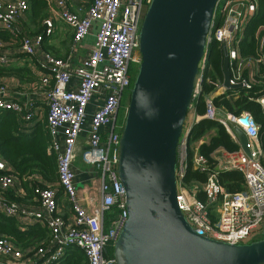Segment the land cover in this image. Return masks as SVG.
Here are the masks:
<instances>
[{
    "label": "built area",
    "instance_id": "1",
    "mask_svg": "<svg viewBox=\"0 0 264 264\" xmlns=\"http://www.w3.org/2000/svg\"><path fill=\"white\" fill-rule=\"evenodd\" d=\"M47 1L54 7L56 17L44 21V32L29 36L20 27L29 11L28 2L0 0V29L20 38L17 48L0 39V67L10 66L17 61V55H23L41 71L37 86L48 108V153L57 159V184L36 188L32 204H18L9 200L7 194L12 191L24 197L21 180L0 155V213L16 219L21 227H46L51 236L47 249H40L33 256H29L32 250L23 251L8 238L0 237V264H60L72 247L82 250L86 264H118L112 248L128 220V211L118 174L122 134L117 119L130 93L131 67L141 62L140 29L152 0H92L83 17L71 11L68 0ZM257 10L256 0H220L209 35V44L226 46L230 83L246 89L254 86V77L264 65V27L256 35L257 57L243 56L239 49L245 28ZM55 20L73 29L72 52L63 59L46 52L43 45L44 39L53 35ZM92 36V50L75 66V52ZM206 68L205 57L200 83ZM226 91L221 84L207 99L206 114L195 115L193 124L202 119L219 122L239 146L236 129L242 130L251 156L241 146L235 152L221 149L215 153V165H211L199 151L201 142L193 148L190 160L191 124L178 146L177 204L196 232L233 245L248 244L264 237V147L259 141L260 127L250 113L235 116L216 109L214 96ZM257 102L264 110V95ZM4 111L19 116L24 133L39 120L27 107L10 98V87L1 80L0 113ZM245 119L247 124L242 122ZM85 135L88 145L82 151L81 138ZM80 156L83 165L99 175L100 202L92 194L96 191V175L89 186L78 187L76 161ZM190 161L195 171L205 175V182H187ZM220 171L239 172L244 180L243 190L228 191L220 181ZM35 180L43 184L39 178ZM63 202L70 206L71 218L62 215ZM114 207L119 212L106 225V216Z\"/></svg>",
    "mask_w": 264,
    "mask_h": 264
},
{
    "label": "water",
    "instance_id": "2",
    "mask_svg": "<svg viewBox=\"0 0 264 264\" xmlns=\"http://www.w3.org/2000/svg\"><path fill=\"white\" fill-rule=\"evenodd\" d=\"M220 0H152L139 35L138 67L120 140L118 174L128 220L118 264H264V239L229 244L196 232L177 204V158ZM224 82L230 83L225 44ZM244 124L248 121L242 120ZM241 148L249 142L236 129Z\"/></svg>",
    "mask_w": 264,
    "mask_h": 264
},
{
    "label": "trees",
    "instance_id": "3",
    "mask_svg": "<svg viewBox=\"0 0 264 264\" xmlns=\"http://www.w3.org/2000/svg\"><path fill=\"white\" fill-rule=\"evenodd\" d=\"M26 1L29 4V12L32 18L44 23L49 8L48 1ZM256 1L258 2V10L247 24L244 38L239 44L241 54L247 57H257L256 35L259 28L264 27V0ZM42 32H44V28L39 33ZM0 39L13 43L14 36L0 29ZM43 45L45 51L50 52L46 39H44ZM72 47L73 43L71 49ZM50 53L52 54V52ZM206 58L207 68L201 80L200 91L195 96L188 115L194 113L196 116H204L207 111V99L214 95L218 87L224 82V55L220 44L216 42L210 43L207 48ZM138 67L137 65L131 67L132 81L130 91L133 88ZM245 75L248 76V71L245 72ZM9 77H15L27 82H40V79L29 69L12 68L10 66L0 67V81ZM254 79L255 83L251 89L241 87L227 89L224 94L214 96L213 104L216 109L235 116H240L244 112L250 113L260 127L259 141L264 147V110L257 102V99L264 95L263 64ZM129 101L130 93L125 97L120 112L127 111ZM124 122L125 118L119 121L117 119L120 134H122ZM201 142L199 151L208 159L211 165H215V153L218 150L223 149L227 152H235L240 149L239 144L232 139L222 124L209 119H202L191 127L189 135L190 160L193 157V148ZM49 143L50 134L47 128V117H45L44 122L37 123L32 131L24 133L22 131V121L17 114L11 111L0 114V155L10 164L14 171L13 173L21 180L22 188L25 192L24 197H19L10 191L7 194L9 200L18 204H32L34 200L33 193L36 188L45 187L47 184H57V159L54 154L48 153ZM219 174L221 183L228 191L235 193L243 190L244 180L239 172L220 171ZM36 177L43 179L44 183L40 184L37 182L35 180ZM186 178L189 183L196 181L203 183L206 180L205 175L193 169L191 161ZM200 197L204 200L203 195H200ZM118 212L117 207L112 208L106 216V225H109L110 219L117 216ZM0 237L8 238L23 251L32 250L29 256H33L40 249L46 250L51 241L50 232L46 227L37 224L23 229L16 219L5 216L2 213H0ZM35 261L38 260L36 259ZM36 264L38 263L36 262ZM60 264H86V257L82 250L72 247L67 250Z\"/></svg>",
    "mask_w": 264,
    "mask_h": 264
},
{
    "label": "crops",
    "instance_id": "4",
    "mask_svg": "<svg viewBox=\"0 0 264 264\" xmlns=\"http://www.w3.org/2000/svg\"><path fill=\"white\" fill-rule=\"evenodd\" d=\"M69 7L71 11L81 17H83L88 10V8L91 6L92 0H68ZM47 17L48 18H55V10L54 7L49 5V8L47 10ZM20 27L23 31V33L27 35H35L39 34V32L44 28L43 22H40L39 20H35L32 18L30 12L28 11L26 14V17L24 20L20 22ZM73 29L70 28L65 23L55 20L54 21V31L53 35L46 39V43L50 48V52H52L53 55H55L57 58H66L71 54L72 49L71 45L73 43ZM93 38L89 37L87 40H85L78 49L77 52L74 54V62L75 66H78L83 58L88 56L89 52L93 48V43L89 40ZM242 41V40H241ZM20 38H15L12 43L13 48H17L19 46ZM71 52L69 53V51ZM12 68H21V69H29L32 71L34 75H36L40 79L41 71L38 69L37 65L34 61L30 60L27 56L23 55H17V61L12 63L10 65ZM3 81H6L7 84L10 87V98L18 102L25 107H27L32 113L36 114V118H38V122H44L45 117L47 116L48 108L45 105L44 98H43V92L38 88L39 82H27L22 81L20 79H17L15 77H9L5 78ZM221 91V90H220ZM199 94V93H198ZM220 94H223V92H220ZM219 95V94H218ZM7 112V111H4ZM1 112L0 114L4 113ZM14 113V112H13ZM195 118V114L193 113V120ZM192 120V121H193ZM35 123L33 127L37 124ZM193 124V122H192ZM28 133V132H26ZM87 136H82L81 138V146L82 151L87 149ZM81 161V156L78 157L76 161V166L78 168V187L82 189L86 185H90L92 181L94 180L93 175L97 176L98 181L96 182V191L93 192V196L96 197L97 202L101 201V193L99 190L100 180L99 175H97L96 171L92 168L83 165ZM85 166V167H84ZM39 180L43 182V179L39 177ZM29 203V202H28ZM62 215L65 218H71V210L70 206L67 204V202H63V206L61 208ZM23 228H26V226H22Z\"/></svg>",
    "mask_w": 264,
    "mask_h": 264
},
{
    "label": "rangeland",
    "instance_id": "5",
    "mask_svg": "<svg viewBox=\"0 0 264 264\" xmlns=\"http://www.w3.org/2000/svg\"><path fill=\"white\" fill-rule=\"evenodd\" d=\"M93 39L94 38H92L91 40H89V41H91L92 43H93ZM79 48H80V46H79ZM78 48V49H79ZM138 57H140V54H139V52H138ZM201 83H200V80H198V84H196V92H195V96L199 93V91H200V85ZM126 114V110H124V112H120L119 113V115H118V121L119 120H123V118H125V115ZM193 120V113H190L189 115H188V118H187V122H186V129L187 128H190V126H191V124H192V121ZM199 144V143H198ZM197 145V144H196ZM195 145V146H196ZM83 166V165H82ZM85 167V166H84ZM91 168V167H90ZM93 178L95 179V176L93 175ZM257 239H264V237H257ZM112 253H113V251H112Z\"/></svg>",
    "mask_w": 264,
    "mask_h": 264
},
{
    "label": "bare ground",
    "instance_id": "6",
    "mask_svg": "<svg viewBox=\"0 0 264 264\" xmlns=\"http://www.w3.org/2000/svg\"><path fill=\"white\" fill-rule=\"evenodd\" d=\"M197 84H198V82H197Z\"/></svg>",
    "mask_w": 264,
    "mask_h": 264
}]
</instances>
